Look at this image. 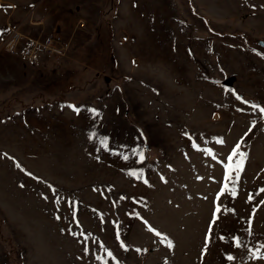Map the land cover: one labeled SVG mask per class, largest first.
<instances>
[{
    "label": "rangeland",
    "instance_id": "374dc122",
    "mask_svg": "<svg viewBox=\"0 0 264 264\" xmlns=\"http://www.w3.org/2000/svg\"><path fill=\"white\" fill-rule=\"evenodd\" d=\"M16 25L64 55L5 49ZM253 104L264 0H0V264H264Z\"/></svg>",
    "mask_w": 264,
    "mask_h": 264
},
{
    "label": "built area",
    "instance_id": "2783aa9c",
    "mask_svg": "<svg viewBox=\"0 0 264 264\" xmlns=\"http://www.w3.org/2000/svg\"><path fill=\"white\" fill-rule=\"evenodd\" d=\"M62 36L52 31L45 36L25 35L19 30V25L10 27L9 33L3 41V47L13 50L20 45V53L31 64L49 61L54 56L64 55Z\"/></svg>",
    "mask_w": 264,
    "mask_h": 264
},
{
    "label": "snow or ice",
    "instance_id": "6c2138e0",
    "mask_svg": "<svg viewBox=\"0 0 264 264\" xmlns=\"http://www.w3.org/2000/svg\"><path fill=\"white\" fill-rule=\"evenodd\" d=\"M237 99H242V98L239 97V96H237ZM244 102H245V103H248L247 101H244ZM73 107H74V106H73ZM252 107H253L254 109H259V111H260L261 113H264V107H261V106H259V105H255V104H253ZM75 110H76L77 112L79 111L78 109H75ZM93 111H95V110H93ZM97 115H98V113H97ZM220 143H223V141H220ZM236 156H240V161H239V163H237V164H233V163H231V161H233V159H234ZM244 156H245V154H243V153L240 152V145L237 144L236 147H235V149H234L233 152H232V155L229 156V158H228V159H229V164L226 165V168H227V170H228V175L225 177V180H226V181L229 180V179L231 178V173H232V171H237V172H239V171L242 170V168H243V162H244ZM142 158H143V157H142ZM17 167H19L18 164H17ZM29 175H31V174L29 173ZM133 175H135V173H133ZM224 192H229L232 196H235V195H236V191H235L234 189H229V186H228V183H227V182H225V184H224V189H223V191L221 192V195H223ZM261 192H264V189H261ZM250 199H251V198H250ZM220 211H221V210H220V208H219V206H218L217 209H216L217 214H219ZM218 218H219V217H218V215H217V219H218ZM149 230L155 232V234H156L157 236H160V235H161L159 232H156L155 229H151V228H150ZM85 239H87V237H86ZM236 245H237V247L240 246V241H239V239L236 240ZM169 246H171L170 243H169ZM108 255L111 256L112 254L109 252ZM227 258H228L229 260H233V259H234L233 256H228Z\"/></svg>",
    "mask_w": 264,
    "mask_h": 264
},
{
    "label": "crops",
    "instance_id": "0c3cea01",
    "mask_svg": "<svg viewBox=\"0 0 264 264\" xmlns=\"http://www.w3.org/2000/svg\"><path fill=\"white\" fill-rule=\"evenodd\" d=\"M7 123L8 122L0 121V145L2 144V141H4V139H5V133L9 131V127H8ZM0 158H1L0 159V164L4 163V161L2 160V155H1ZM17 164L14 166L16 169H18Z\"/></svg>",
    "mask_w": 264,
    "mask_h": 264
}]
</instances>
